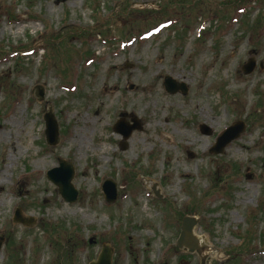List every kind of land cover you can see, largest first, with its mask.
I'll return each mask as SVG.
<instances>
[{
	"label": "rangeland",
	"instance_id": "1",
	"mask_svg": "<svg viewBox=\"0 0 264 264\" xmlns=\"http://www.w3.org/2000/svg\"><path fill=\"white\" fill-rule=\"evenodd\" d=\"M166 77L187 93H168ZM121 113L143 128L125 150ZM238 121L241 137L211 154ZM60 160L75 203L47 178ZM8 167L0 264H90L103 244L113 264H201L178 247L186 217L205 264H264V0H0V175Z\"/></svg>",
	"mask_w": 264,
	"mask_h": 264
},
{
	"label": "water",
	"instance_id": "2",
	"mask_svg": "<svg viewBox=\"0 0 264 264\" xmlns=\"http://www.w3.org/2000/svg\"><path fill=\"white\" fill-rule=\"evenodd\" d=\"M65 2L66 0H59ZM255 62L250 61L246 67L243 68V72L248 74L254 68ZM164 87L168 93H176L178 91L186 94L188 89L184 84H178L170 77L165 78ZM33 95L37 98L38 101L44 100V90L41 86H38L34 89ZM126 114H121V119L117 121L114 126V131L121 134L124 138V141L128 140L133 131H141L142 124L134 115H129L132 118V122L134 125H128L124 121V117ZM128 116V115H127ZM45 126H46V139L47 143L51 146H55L59 142V127L58 122L52 113L49 110L44 117ZM245 130L244 122H236L227 130L218 137L216 144L213 148H211L210 153L214 155L223 154L225 152L226 147L234 140L238 139L241 134ZM200 131L203 134L210 135V129L203 125L200 126ZM125 144L122 147V150H125ZM74 167L65 161H59V167L50 170L47 173V178L51 181L59 190L61 197L68 203H75L77 201V190L74 188L72 184V180L74 178ZM102 191L105 195V200L108 203H113L117 199V188L116 183L112 180H107L102 187ZM14 222L20 223L26 226H31L34 222L32 219H26L22 216L21 210L18 209L14 216ZM197 224L196 218L186 217L183 220L181 234L178 240V247L188 251L189 253H197L201 258V264H205V257L203 256V251L206 246L200 245L198 239L193 235V229ZM112 255L113 248L104 244L102 247V251L99 254L97 260L92 261L90 264H112Z\"/></svg>",
	"mask_w": 264,
	"mask_h": 264
},
{
	"label": "bare ground",
	"instance_id": "3",
	"mask_svg": "<svg viewBox=\"0 0 264 264\" xmlns=\"http://www.w3.org/2000/svg\"><path fill=\"white\" fill-rule=\"evenodd\" d=\"M170 135V134H169ZM164 140H165V142H168V143H173V138H172V135H170V136H165L164 138H163ZM81 145H82V143H81ZM11 159V158H10ZM11 167V166H10ZM9 167L7 168V169H4L3 171H2V173H1V175H0V180H1V182H4V178L6 179V178H9ZM195 232V231H194ZM194 232H193V235L198 239V241H199V244L200 245H203V246H206L207 245V241H205V239L204 238H202V237H199L198 235H196V233L194 234ZM207 242V243H206Z\"/></svg>",
	"mask_w": 264,
	"mask_h": 264
},
{
	"label": "flooded vegetation",
	"instance_id": "4",
	"mask_svg": "<svg viewBox=\"0 0 264 264\" xmlns=\"http://www.w3.org/2000/svg\"><path fill=\"white\" fill-rule=\"evenodd\" d=\"M121 114H126V113H121ZM121 114L119 115V119L118 120H120L121 119ZM127 118H131L129 115L127 116V114H126V116L123 118L124 119V121L126 122V119ZM132 119V118H131ZM126 124H128V122H126ZM129 125V124H128ZM122 136V135H121ZM122 138H123V136H122ZM128 141L129 140H126V141H124V138H123V145H124V143H125V145H127V143H128ZM153 191H154V188H153Z\"/></svg>",
	"mask_w": 264,
	"mask_h": 264
}]
</instances>
